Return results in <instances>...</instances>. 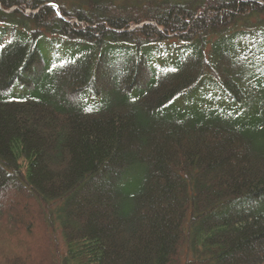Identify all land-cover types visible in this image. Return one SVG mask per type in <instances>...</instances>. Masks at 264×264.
Listing matches in <instances>:
<instances>
[{
    "label": "trees",
    "instance_id": "trees-1",
    "mask_svg": "<svg viewBox=\"0 0 264 264\" xmlns=\"http://www.w3.org/2000/svg\"><path fill=\"white\" fill-rule=\"evenodd\" d=\"M0 193V264H264V0H0Z\"/></svg>",
    "mask_w": 264,
    "mask_h": 264
},
{
    "label": "rangeland",
    "instance_id": "rangeland-1",
    "mask_svg": "<svg viewBox=\"0 0 264 264\" xmlns=\"http://www.w3.org/2000/svg\"><path fill=\"white\" fill-rule=\"evenodd\" d=\"M13 188L15 189V186L14 185H13ZM90 191H91L90 189H87L83 194L84 195H88ZM7 195H8L7 193H0V201L1 202L5 201L7 199ZM55 242L57 243L56 244V248H58V251H59L60 248H61L62 251H64V245L61 242V233H60L59 230L57 232Z\"/></svg>",
    "mask_w": 264,
    "mask_h": 264
},
{
    "label": "bare ground",
    "instance_id": "bare-ground-1",
    "mask_svg": "<svg viewBox=\"0 0 264 264\" xmlns=\"http://www.w3.org/2000/svg\"><path fill=\"white\" fill-rule=\"evenodd\" d=\"M60 18H62V16H60Z\"/></svg>",
    "mask_w": 264,
    "mask_h": 264
}]
</instances>
